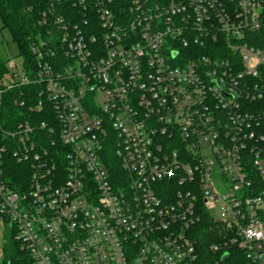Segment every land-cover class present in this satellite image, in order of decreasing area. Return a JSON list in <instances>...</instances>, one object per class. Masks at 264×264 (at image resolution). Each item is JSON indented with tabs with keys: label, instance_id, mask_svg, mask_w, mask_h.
Here are the masks:
<instances>
[{
	"label": "built area",
	"instance_id": "obj_1",
	"mask_svg": "<svg viewBox=\"0 0 264 264\" xmlns=\"http://www.w3.org/2000/svg\"><path fill=\"white\" fill-rule=\"evenodd\" d=\"M40 15L0 105L36 84L56 122L0 120L3 251L264 264V0H48Z\"/></svg>",
	"mask_w": 264,
	"mask_h": 264
},
{
	"label": "trees",
	"instance_id": "obj_2",
	"mask_svg": "<svg viewBox=\"0 0 264 264\" xmlns=\"http://www.w3.org/2000/svg\"><path fill=\"white\" fill-rule=\"evenodd\" d=\"M47 2L48 0H0L1 28L10 32L25 65L34 60L29 46L33 39L43 32L42 27L38 25V19ZM69 3L71 4V1ZM257 37L255 43L264 49V30L258 33ZM8 71L7 62L0 58V78L6 75ZM38 88L36 84H25L4 91L0 105L1 122L5 125L8 124V121H12V123L29 121L32 124H37L42 120H47L50 124L56 122L50 109L46 112L44 108L35 105L33 98L28 99V95L35 96ZM21 100H25L23 105H20ZM29 263L28 257L19 250L17 243L8 240L1 264Z\"/></svg>",
	"mask_w": 264,
	"mask_h": 264
},
{
	"label": "rangeland",
	"instance_id": "obj_3",
	"mask_svg": "<svg viewBox=\"0 0 264 264\" xmlns=\"http://www.w3.org/2000/svg\"><path fill=\"white\" fill-rule=\"evenodd\" d=\"M0 58L3 61L7 62L8 67L10 65V62L13 61L16 64L17 70L20 71L21 58L19 55L17 45L12 40L10 32L5 28H1V25H0ZM10 78L11 75L8 73L3 77V80L7 81ZM99 101H101V96H99ZM215 214L218 216L217 212ZM3 256H4L3 248L0 247V264Z\"/></svg>",
	"mask_w": 264,
	"mask_h": 264
},
{
	"label": "water",
	"instance_id": "obj_4",
	"mask_svg": "<svg viewBox=\"0 0 264 264\" xmlns=\"http://www.w3.org/2000/svg\"><path fill=\"white\" fill-rule=\"evenodd\" d=\"M224 259H226V255H224Z\"/></svg>",
	"mask_w": 264,
	"mask_h": 264
}]
</instances>
